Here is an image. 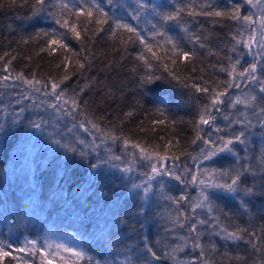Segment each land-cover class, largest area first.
Returning a JSON list of instances; mask_svg holds the SVG:
<instances>
[{
    "label": "trees",
    "instance_id": "1",
    "mask_svg": "<svg viewBox=\"0 0 264 264\" xmlns=\"http://www.w3.org/2000/svg\"><path fill=\"white\" fill-rule=\"evenodd\" d=\"M31 2L34 0L29 4L16 0L14 6H9L8 0H0L3 5L0 6V78L12 77L7 81L0 79V241L11 243L13 256L18 258L5 257L0 264H23L20 258L27 254L15 249L23 247L25 240L33 239L38 240L41 246L50 241L63 244L65 239H69L72 242L69 247L82 248L92 258L93 264L95 261H100V264H145L144 257L137 259L145 239L158 249L163 245L174 246L189 234L187 225L196 219L209 221V226H199V230L205 233L201 243L204 244V259L209 264H264V194L259 187L254 196L243 198L246 201L243 205L240 197L233 198L231 194L212 190L220 192V198L213 197L216 210L209 214L206 208H197L193 217L190 205L199 195V186L180 184L167 176L163 179L156 177L152 181L153 191L149 193L147 202L142 204L148 211L145 217L134 207L141 203L139 197L132 199L127 193L132 183L148 180L145 173L150 172L149 162L143 159L133 161L130 173L105 166L102 176L93 183L89 180L93 171L90 163H95L97 157L106 158L108 149H111L112 154L130 158L131 153H138V150L129 146L125 151L122 141L105 140L90 124L88 131L79 126L85 119L93 120L106 131L118 129L117 135L122 130L125 136L142 145L161 146L171 140L168 154L180 156L175 162L180 166L179 171L183 172L184 165L194 170L195 161L191 157L197 156L204 145L199 140L192 144V140L196 138V123L207 99L191 85L205 86L208 82L218 91L223 90V82L232 79L229 71L237 60L240 63L236 72L256 62L259 65L258 81L264 80V61L254 55L261 51L259 45L253 44V52L250 53L244 43H235L241 39L238 32L242 30V21L193 16L189 12L228 11L240 4L241 14L255 13L253 20L258 22L260 13L257 9L246 4L245 0H112L111 4L108 0H97L113 20L120 19L136 27L153 45L152 52L156 56L147 52L139 41L130 44L124 52L120 40L122 35L126 39L127 33L119 29L115 30L114 36V24L103 26L104 31L91 40L89 51H84V45L69 35L65 43L72 52L58 48L57 53H49L41 51V48L48 47L49 38L36 33L41 29L66 31L60 29L49 15L59 12L58 0H47L45 11L38 16H32ZM178 9L182 11L177 19H164ZM137 13L139 19L133 20L131 17ZM77 27L79 30V23ZM153 31L164 32L181 48L195 51V62L181 60L172 63L170 45L163 44L162 37L153 38ZM258 31L257 28V34ZM249 34L244 31L242 39L246 41ZM193 36H199L200 42H195ZM234 46L235 51L232 50ZM73 53L80 54L73 60L87 56L88 63L82 74L72 76L61 87L67 89L69 97L73 91L79 92L84 87L81 101L88 102L86 116L78 112L73 116L67 111H54L48 107L51 97L37 93L22 80L15 79L21 73L27 79H32L33 74L36 79H58L65 74L61 65L63 55L72 57ZM140 53L150 60L151 68L137 59ZM81 62L84 61L81 59ZM222 68L227 71H221ZM72 70L73 62L70 60L68 71ZM145 72H152L162 79L147 89H141L138 85ZM170 73L181 76L184 83L174 80ZM236 82L240 83L239 80ZM259 87V82L244 81L240 88L229 89L227 98L235 100L246 94L259 96ZM36 104L42 106L37 108ZM21 108L25 109L23 113L19 111ZM128 112H132V116L127 117L125 114ZM18 113L23 123H14ZM213 114L217 117L216 125L203 126L202 136L207 138L210 133L215 139L218 135L214 131L216 126L228 132V121L223 117L230 114V119L244 118L252 123L247 132L248 151H243L244 145L236 146L240 155L255 157L264 150V129L258 123L259 117L243 104L236 107L226 104L221 112ZM40 119L48 122L43 132L29 126L30 120ZM158 120L164 123H154ZM232 130L240 131L241 126L234 124ZM61 137L62 142L67 143L81 139L91 143L95 137L94 143L99 147L82 160L52 143V138ZM181 152L191 153V156L180 155ZM251 162L255 163V160ZM235 163L231 154L223 153L214 158V162H204L202 167L229 168ZM168 166L171 167L172 163L169 162ZM185 178L191 179L190 176ZM246 183H253L251 176ZM255 183L259 185L258 178ZM181 194L191 198L182 202V210L188 217L183 228L175 223L178 209L168 199ZM213 216H218L220 225L229 231L246 229L244 239L227 241L215 235L219 228L211 226ZM118 219L126 220V224L117 223ZM213 244L215 248L211 247ZM199 252L200 249H193L189 241L180 258L188 262ZM61 257H64L63 261ZM49 259L53 264H65V261L72 264L71 254L63 251L55 258L49 256ZM28 264H39V256L31 258ZM80 264L86 262L81 261ZM151 264L172 262L165 259Z\"/></svg>",
    "mask_w": 264,
    "mask_h": 264
},
{
    "label": "snow or ice",
    "instance_id": "2",
    "mask_svg": "<svg viewBox=\"0 0 264 264\" xmlns=\"http://www.w3.org/2000/svg\"><path fill=\"white\" fill-rule=\"evenodd\" d=\"M29 2L30 0H23L24 4H29ZM8 3L9 6H14L16 4V0H8ZM46 3L47 0H34V2H31L30 7L32 16H38L41 12H44ZM108 3L111 4L112 0H108ZM245 3L250 5L252 8L257 9L260 13L258 22L253 20V15H255V13L253 15H242V6L240 4H236L228 11L213 10L200 11L199 13L190 11L189 14L193 16L202 15L207 17H227L232 21H242V30L238 32L241 39H237L235 43H244L250 53L253 52V44L259 45L261 51L255 52L254 55L261 57V60L264 61V0H245ZM0 6L3 5L0 4ZM53 7L55 8L56 5H53ZM58 7L60 9L59 12H51L49 15L60 29H64L66 31L58 32L56 29H52L50 31H44L41 29L38 31L36 33L37 36L49 38L47 40L48 47L41 48V51L57 53V49L59 48L61 50H66L67 52H72L69 45L65 43V39L69 35L84 45V51H89V44L91 40L97 33L104 31L103 26L106 24H114V30L112 31L114 36L116 35L115 30L119 29H123L127 33L126 39L123 38L122 35L120 40V45L124 52H127V47L130 44L139 41L147 52L156 56V53L152 52L153 45L145 40V37L136 27L120 19L113 20L101 4L97 2V0H78V2L77 0H58ZM181 11L182 9H178L174 13L165 16L164 19L175 20L180 16ZM131 18L133 20L139 19V14L137 13L133 15ZM78 23L80 25L79 30L77 27ZM257 28L259 29L258 34ZM244 31L250 33L246 41L242 39ZM151 35L153 38L157 36L162 37V43L170 45L172 63L175 64L181 60L184 62H195V51L181 48L180 45L173 41L171 37H168L166 33L153 31ZM192 39L197 43L200 42L199 36H193ZM203 46L204 45L201 44V47ZM232 50L235 51V46ZM5 55H7V53ZM79 55V53H73L72 57L63 55L61 65L65 69V74L58 79H53L52 77H48L47 79H36L35 74H33L32 79H27L22 73L16 75L15 79L22 80L23 83L27 84L35 92L43 93L44 96L51 97L52 102L48 103V107L52 108L54 111L58 113L67 111L68 115L73 116L78 112L80 115L86 116V106L88 102L81 101V93L84 92V87H81L79 92L73 91L70 97L67 89L61 87V85H63L65 81L70 80L72 76L77 73L82 74L85 70L86 64L88 63V57L84 56L81 58L84 62H81V59L73 60V57ZM0 59H2V57H0ZM137 59L144 61L145 67H152L150 60L147 59L143 53L138 54ZM70 60L73 62V70L71 72L68 71V62ZM239 63V60L232 63L231 71H229V76L232 77V79L223 82V90L221 91H218L215 87L209 85L208 82H205V86L195 83L191 85L196 92L204 94L207 99V103L204 104L200 110L199 119L196 123V138L192 140V144H196L199 140L204 145V147L199 149L197 156L191 157L195 161L194 170H191L187 167V165H184L183 172L179 171L180 166L175 162L180 159V156L174 154L169 156L168 154L169 145L172 144L171 140L161 146H149L147 144L142 145L139 141H133L130 137L125 136L122 130L120 131V134L117 135L116 131L118 129H109L106 131L103 127H101L100 123L85 119L79 125L81 128H84L85 131H88L87 126L90 124L91 128L100 133L105 140H111L112 142L122 141L125 151H127L129 146L132 149L138 150V153L133 151L131 153V157L129 158L122 155L112 154L111 149H108V155L106 158L97 157L95 163H90V168L93 171L89 174V180L95 183L97 177L102 176L105 166L125 173H130L133 171V161L138 159L147 160L149 162L148 166L150 168V172L145 173V175L148 176V180L142 181L141 183H132L128 188L127 193L132 199L139 197L141 203L134 205V207L137 208L139 213L145 217L148 216V211L142 206V204L147 202L149 193L153 191L152 181L156 177L163 179V177L167 176L175 181H178L180 184L187 185L192 183L199 186V195L196 198V201L190 205L193 217L195 216L197 208H206L209 214L213 213L216 210L213 197L220 198V192L231 194L233 198L240 197L242 205L246 204V201L243 198L254 196L256 194L257 187H259L261 194H264V150H262L258 156L246 158L240 155V150L236 147L237 145L243 146L248 143L247 132L248 129L252 127L251 121H246L244 118L230 119V114L224 115V120L228 121L226 125L229 130L228 132H225V128L216 126L214 131L218 135L215 139L212 138L210 133L207 135V138L200 134L203 126L216 125L217 117L213 113L221 112L226 104H230L232 107H236L238 104H243L246 109H250L259 117L258 123L261 129H264V80L258 81L256 73L259 65L256 62H253L242 71L236 72V66ZM61 65H57V67H60ZM165 67L167 66L165 65ZM193 71H196V69L193 68ZM221 71H227V69L222 68ZM170 75H172L174 80L184 83L181 76L173 73H170ZM0 79L7 81L12 79V77L6 76ZM161 79V76H157L152 72H145V74L140 77V83L138 86L141 89H147V86L154 85L156 81ZM237 80H239L240 83H237ZM244 81L251 83L259 82L260 95L246 94L243 98L237 97L235 100L227 98L229 97V89L240 88ZM184 86L187 87L188 85L185 83ZM24 98L27 99L28 97ZM34 106L39 108L42 105L36 104ZM257 108L259 109L258 112L256 111ZM19 111L20 113H23L25 109L21 108ZM157 111L159 112L161 110L157 109ZM132 114V112H128L125 115L130 117ZM17 116L18 119L14 121V123H23V121L19 119V113ZM154 123L163 124L164 121L158 120ZM47 124L48 122L43 119L29 121V126L39 132L45 131ZM234 124L240 125L241 130L233 131L232 127ZM220 133L223 134L219 135ZM94 140L95 137L91 143L82 139L77 140L75 143H67L62 142L63 137H61V139L52 138V143L60 148H63L66 152H72L73 154L78 155L83 160L91 155L92 152H96L98 150L99 146L94 143ZM176 143L178 144L179 142L177 141ZM160 149H163V152H161ZM176 150L179 151V148ZM243 151L247 152L248 150L247 148H244ZM223 153L231 154L235 159L236 163L233 164L232 167H202L204 162H214V158L220 157ZM180 155L191 156V153L181 152ZM246 159L248 162H245ZM252 160H255V163H252ZM169 162L172 163L171 167L168 166ZM97 169L100 171L97 172ZM187 176H190L191 179L187 180L185 178ZM249 176L253 179V183L251 185L246 183ZM257 178L260 181L259 185L255 183ZM89 187H91V184H89ZM212 190H220V192ZM141 192L143 195H141ZM104 195H106V193H104ZM168 199H170L178 209L175 223L179 224L180 228L185 227V222L188 217L182 210V202L190 200L191 198L187 195L181 194L174 197L170 196ZM219 219L220 218L218 216L212 217L211 226L219 228V231L214 233L215 235H220L222 239L227 241H239L244 239V233L247 232L246 229L236 228L233 231H229L227 227L220 225ZM116 222L119 224H126V220L124 219H118ZM202 225L209 226V221L206 219H196L194 223L188 224L187 227L189 234L182 237L181 243H177L174 246L163 245L162 248L158 249L155 244H152L145 239L143 250L138 254L137 259L144 257L145 264H151L153 261H161L165 259L170 260L172 264H209V262L204 259V244L201 243L202 237L205 235L204 232L199 230V226ZM253 235H255V233H253ZM189 241L191 242L192 248L200 249V252L199 255L194 256L190 261L185 262L180 258V254L184 253L185 248L189 246ZM211 247L215 248V245L213 244ZM12 248L13 246L11 243L6 244L5 242L0 241V260L9 256H12L13 259H18L13 256ZM53 248L55 249L54 251H52ZM15 251L27 254L26 257L20 258L23 260V264H28V261L35 256H39V264H53V260L49 259V256L55 258L61 251L71 254L72 264H80L81 261L86 262V264H93L92 258L87 256L86 252L83 251L82 248L69 247L66 244L45 242V245L41 246L38 240H25L24 246L15 249ZM61 260L63 261L64 257H61ZM65 264H67L66 261ZM94 264H100V261H95Z\"/></svg>",
    "mask_w": 264,
    "mask_h": 264
},
{
    "label": "rangeland",
    "instance_id": "3",
    "mask_svg": "<svg viewBox=\"0 0 264 264\" xmlns=\"http://www.w3.org/2000/svg\"><path fill=\"white\" fill-rule=\"evenodd\" d=\"M244 146H245V148L248 149V147H249V143H247V144L244 145ZM50 243H52V241H50ZM63 244H66V245H68V246H71V245H72V242H71L69 239H65Z\"/></svg>",
    "mask_w": 264,
    "mask_h": 264
}]
</instances>
